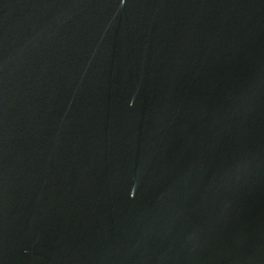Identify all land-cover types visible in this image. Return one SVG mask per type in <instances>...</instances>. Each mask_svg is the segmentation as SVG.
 I'll list each match as a JSON object with an SVG mask.
<instances>
[{
	"label": "water",
	"instance_id": "1",
	"mask_svg": "<svg viewBox=\"0 0 264 264\" xmlns=\"http://www.w3.org/2000/svg\"><path fill=\"white\" fill-rule=\"evenodd\" d=\"M0 264H264V0H0Z\"/></svg>",
	"mask_w": 264,
	"mask_h": 264
}]
</instances>
